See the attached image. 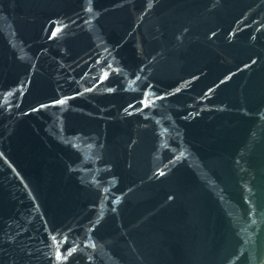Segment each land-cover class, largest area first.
<instances>
[{"label":"water","instance_id":"95a60500","mask_svg":"<svg viewBox=\"0 0 264 264\" xmlns=\"http://www.w3.org/2000/svg\"><path fill=\"white\" fill-rule=\"evenodd\" d=\"M0 264H264V0H0Z\"/></svg>","mask_w":264,"mask_h":264}]
</instances>
